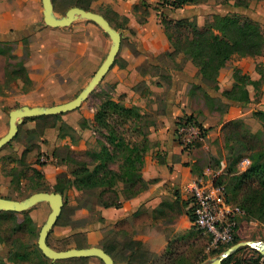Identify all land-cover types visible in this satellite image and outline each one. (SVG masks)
<instances>
[{"label":"crops","instance_id":"crops-1","mask_svg":"<svg viewBox=\"0 0 264 264\" xmlns=\"http://www.w3.org/2000/svg\"><path fill=\"white\" fill-rule=\"evenodd\" d=\"M80 1L67 0L66 4L63 0L53 2L55 13L65 15L70 8L80 7ZM247 1L245 7L236 6L235 0H207L172 9L163 6L162 0H91L89 11L105 17L122 36L115 63L105 78V82L114 88L113 100L121 102L125 98L143 116L150 114L153 118L147 126L149 149L142 171V177L149 186L130 200L121 198L119 208L98 207L92 212L79 207L76 201L69 221L60 224L65 204L49 234L50 247L57 250L59 248L53 243L69 241L78 244L67 247V250L98 247L109 251L116 264L120 263L109 250L114 245H107L114 237L117 244L131 237L134 243L142 242L147 250L155 254L166 250L169 240L157 227H164L165 232L173 226L178 227L177 218L182 210L189 212L191 208L189 188L192 183L216 173L210 165L220 160L219 146L224 140L221 127L245 117L246 107L252 112H264V53L257 58L235 61L223 68L217 84L212 86L204 81L199 69L185 54H174L161 22L163 19L173 23L187 20L194 23L197 30L203 31L207 21L211 22L217 15L239 14L258 22L264 30V0ZM22 43H26L29 51L26 69L31 86L24 87L20 81L13 80L4 92L12 94L13 102L29 107L45 105L39 98L66 97L61 93L60 85L86 81L79 77L80 67L90 82L112 45L110 37L92 21L78 20L67 28L46 26L42 0H0V45L17 46ZM236 72L250 82L242 86L249 95L247 104L229 100L223 95L237 84ZM141 86L145 88L146 95L137 90ZM9 104L0 96V138L9 130V118L4 110ZM220 105L226 108L221 116ZM208 113L216 116L211 118ZM185 116H193L206 128V137L188 149L175 139L177 121ZM243 121L255 127L251 130L253 134L264 132V126L257 119L244 118ZM28 122H35L30 131L37 129V120L27 119L23 123L26 125ZM40 139L43 142L37 141L29 149L23 146L21 157L26 153V162L43 175L50 189L47 192L54 193L59 177L68 174L67 166L53 157L54 146L60 147L63 140L58 133L56 138L51 136L49 130ZM44 140L51 141V154L47 155L44 164H38L39 155L47 149L43 145ZM5 179L12 183L14 177L10 175ZM26 212L40 230L51 208L49 204L41 203ZM237 232L240 238V230ZM84 260L103 264L98 258L58 262Z\"/></svg>","mask_w":264,"mask_h":264},{"label":"rangeland","instance_id":"rangeland-1","mask_svg":"<svg viewBox=\"0 0 264 264\" xmlns=\"http://www.w3.org/2000/svg\"><path fill=\"white\" fill-rule=\"evenodd\" d=\"M59 1L60 0H54L56 3ZM199 1L206 2L207 0ZM63 2L66 4L67 0H63ZM247 2V0H235V5L238 7H245ZM79 4L88 8L91 5V0H81ZM57 10L59 12V5ZM57 14L59 16L64 15V13ZM208 23L210 22L207 21L206 25ZM26 48L25 43L17 46L0 45V96H3L6 101L10 103L4 108L8 118L12 110L23 107L21 102H13L14 97L10 96L12 94L5 93L4 90L10 88V83L13 80V73H15L25 61L26 63L28 62V59L25 60ZM83 73L84 69L80 67L79 77L84 78L86 81H76L75 83H63L60 85V90H62L61 93L66 94V97L39 98L38 100L45 104L42 106L52 107L75 99L89 82L87 75ZM93 76L94 74L92 77ZM105 78L79 109L63 114L55 120H37V129L34 131H30L29 128L35 125V122H28L26 125L23 123L19 126L17 136L10 144L0 150V194L5 196L4 198L20 201L37 193V191L40 192L45 190L44 192H47L46 190H50L43 179H39L32 173L31 169L33 168L26 162V156L23 159L21 157L24 150L23 146L29 149L31 144L35 145L37 141L43 142V138L40 139V136L43 135L46 130H49L51 136L56 138L58 133V136L63 140L60 147L55 148L54 146L53 154L55 152L59 163L66 165L68 168V174L62 175L59 179V185L62 186L65 191L64 201L66 204L64 208V218L60 221V224L69 221L74 210L73 204L76 201L79 206L84 203L89 204L87 208H92V212L97 210L98 206L95 205L97 203L96 196L102 190L94 189L85 194L79 192L75 185H73L74 178L71 176L70 171L75 167L73 160L81 163H90L91 159L82 154L87 151H100L101 146L98 141L105 142L101 134L104 133L107 135V133L104 130L93 128L94 117L100 111L103 104L110 99H115L114 88L105 82ZM137 90L143 95H146L143 86L139 87ZM117 103L127 107L132 105L129 104L125 98H122L121 102ZM225 110L226 108L220 105L219 116L224 114ZM244 113L246 114L245 118H253L252 111L248 107L245 108ZM213 114L214 113H208L207 116L213 118L216 116ZM150 116V114L144 115L142 128L145 131L147 129L146 126L153 121V118H150ZM118 118V116H115L113 120H110V123L116 125ZM137 125L138 122H128L121 130L127 133L126 137L130 140L141 141L142 137L138 132ZM221 128L224 134V140L222 146H219L220 160L211 163L210 166L213 171L221 175V179L224 181L231 199L235 203L242 205L246 190L250 188V186L258 187L259 178L256 175L243 177L242 174L252 165L253 157L263 152L264 132L260 131L253 134L251 130L253 131L255 127L246 124L244 121H240V119L230 121ZM220 134H222L221 131ZM43 145L46 146L47 149L42 151L43 154L39 155L40 164H44L47 161V155L51 154V141L44 140ZM242 158H248L251 164L246 167L242 166ZM93 167L94 166L90 164V168L93 169ZM10 175L14 177L12 183H9L5 179V177ZM238 220L240 241L264 242V224L261 221L246 214ZM177 222L178 227L173 226L174 228H168L166 232L163 230L164 227H157L160 232L167 236V240H169L166 250L161 254L150 252L145 248L142 242L134 243L131 237L124 238V240L118 244L114 237L110 240L112 242L107 245H114L113 248H109V250L116 255V260L120 264H168L169 258H181L180 264H209L211 260L220 256H215V251H222L223 247L215 249L210 246L208 237L203 236L193 226L187 209L182 210L180 216L177 218ZM39 231V228L30 226L26 218L20 213L14 215L10 212L0 211V264H53L50 260L45 259L38 249L37 240ZM75 244L78 243L74 241L61 244L53 243L54 246L59 248L57 249L58 251H63V249L67 250V247L74 246ZM103 245L106 247V244L103 243ZM229 248L230 247L226 248L224 252ZM167 250L169 251V253H167L168 257L166 256L163 258ZM237 258L243 260L245 264H255V262H257V264H263L262 256L257 251L250 248H242ZM94 263L95 260H84L75 262H56L54 264Z\"/></svg>","mask_w":264,"mask_h":264},{"label":"trees","instance_id":"trees-1","mask_svg":"<svg viewBox=\"0 0 264 264\" xmlns=\"http://www.w3.org/2000/svg\"><path fill=\"white\" fill-rule=\"evenodd\" d=\"M199 2V0H175L171 6L172 9H180L186 5ZM162 5L167 6V3L164 2ZM79 6V8L89 11V7L87 8L81 4H79ZM161 23L165 29V34L169 42L175 50L174 54H185L193 65L199 69L204 81L212 86L217 84L220 71L223 68L231 65L235 61L245 58H257L264 53V30L261 25L253 19L239 14L217 15L212 22L206 25L203 31L197 30L195 24L187 20L173 23L163 19ZM28 57L29 51L28 48H26L25 60L28 59ZM25 64L26 61L24 64L20 65V68L15 73H13L12 79L20 81L24 87H30L31 80L28 76ZM235 79L237 84L234 89L230 92H225L223 95L229 100L247 104L250 100L249 95L243 90L242 86H246L250 84V82L245 76H241L238 72L235 74ZM60 116L61 115L40 117L28 120L51 121L58 119ZM115 116L119 118L117 119L116 125H113L110 123V120H113ZM245 117L240 119V121H243ZM252 117L257 119L264 126L263 111L252 112ZM190 118L194 117L190 116ZM143 120L144 116L136 106L130 105L127 107L112 99L103 104L100 111L95 115L93 128L104 130L107 133V135L104 133L101 134L105 142L98 141L101 146L100 151H87L82 154L91 159L90 163H81L73 160L75 167L71 169L70 174L74 178L73 185H75L79 192L85 194L94 189L102 190L96 196L97 203L95 205L98 207L119 208L122 205L121 198L130 200L147 190L149 183L144 181L142 171L145 164V156L149 149V142L148 131L142 128ZM181 120L182 119L177 121L176 126ZM128 122H138L137 129L142 137L141 141L130 140L126 137L127 133L121 130ZM25 156L26 153L23 154L22 159ZM53 157L58 158L55 152ZM244 159L245 158H242L241 162ZM90 164L94 166L93 169L90 168ZM248 168L249 169L242 174L243 177L256 175L259 178V183L257 188L250 186V188L246 190L242 205L235 203L231 199L221 176L218 179V183L225 186L230 202L239 205L246 215L256 218L264 224V150L260 155H255L253 157V163ZM31 170L35 176L39 179H43V175L40 172L35 169ZM44 191L45 190H42L40 192ZM55 193H60L64 197L65 191L64 188L59 185V180L55 187ZM79 207L87 208L89 204L84 203ZM13 214L15 215L17 213ZM20 214L26 218L30 226L36 227L28 213L23 212ZM189 216L191 222H193L194 219L191 215V211H189ZM239 241L240 238L236 236L232 244L222 246V251H215V256L221 255L226 248L233 246ZM241 250L242 249L224 261L223 264H245L243 260L237 258ZM167 251L164 253L163 258L166 256L168 257L167 253H169V251ZM106 252L111 255L109 251ZM180 262L181 258H169L168 264H180ZM255 264H257V262H255Z\"/></svg>","mask_w":264,"mask_h":264},{"label":"water","instance_id":"water-1","mask_svg":"<svg viewBox=\"0 0 264 264\" xmlns=\"http://www.w3.org/2000/svg\"><path fill=\"white\" fill-rule=\"evenodd\" d=\"M42 5L43 19L46 26L52 28H67L78 20L92 21L99 25L110 37L112 45L106 59L92 77L88 85L72 101L52 107L23 106L12 110L9 113V130L6 135L0 138V150L10 144V142L17 136L19 126L22 125L25 120L63 115L79 109L104 80L107 73L114 65L121 48V34L115 30L102 15L79 7H72L65 13L64 16H58L55 13L53 0H42ZM41 203H47L51 208V213L49 214L45 224L41 227L37 240L38 249L46 259L51 262H58L69 259L98 258L103 262V264H116L114 259L106 251L98 247L81 249L74 248L58 251L49 246V234L57 224L65 205L64 197L60 193L37 192L20 201L0 196V211L23 213ZM242 248H250L257 251L262 256L264 264V242L262 241L238 242L222 253L218 258L211 260L209 264H223L224 261Z\"/></svg>","mask_w":264,"mask_h":264},{"label":"built area","instance_id":"built-area-1","mask_svg":"<svg viewBox=\"0 0 264 264\" xmlns=\"http://www.w3.org/2000/svg\"><path fill=\"white\" fill-rule=\"evenodd\" d=\"M167 6L175 0H162ZM206 137V128L195 118L185 116L176 126L175 139L185 148H191L196 142ZM242 166L251 164L248 158L242 161ZM221 175L211 173L195 180L190 191L191 215L195 229L208 237L210 246L219 249L232 244L238 236V219L245 215L243 209L228 200L227 190L218 183Z\"/></svg>","mask_w":264,"mask_h":264}]
</instances>
